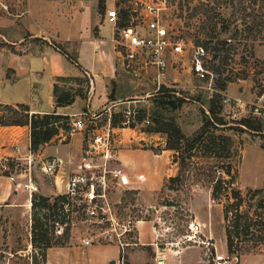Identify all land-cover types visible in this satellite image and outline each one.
I'll list each match as a JSON object with an SVG mask.
<instances>
[{
	"label": "rangeland",
	"instance_id": "1",
	"mask_svg": "<svg viewBox=\"0 0 264 264\" xmlns=\"http://www.w3.org/2000/svg\"><path fill=\"white\" fill-rule=\"evenodd\" d=\"M100 2L104 7L99 6ZM163 2L165 4L160 10L161 21L172 32L189 39L194 46H204V67L208 70L206 76L201 78L192 70L193 46L188 47L182 55L172 57L165 82L158 81L155 69L149 65L132 64L127 67L124 64L126 71L122 70L123 57L121 60L118 55L116 60L121 69L119 77L111 82L108 90L103 88L102 82L97 84L92 112L97 113L96 122L103 131H107L109 122L114 127L113 140L118 154L122 148L133 149L140 163H148L153 153L161 152L162 141H166L165 149L168 146L166 133L151 131V127H158L153 121L163 117L175 119L187 136L193 135L202 126V110L208 112L210 99L216 91L215 81L219 74L210 67L220 65L222 77L237 76L229 82L226 91H223V115L228 124L217 130V133L229 137L218 139L219 148L229 157H219L209 151L190 150L187 147L179 152L170 149V160L165 156L153 162L154 165L163 166L164 171L160 174L156 172L154 178H150L154 180L151 193L146 189V180H150L144 168L147 166H143L135 177L142 188H123L122 192L118 191L117 196L114 195L115 199L122 198L120 208L123 216L132 215L135 219L150 222L156 231L162 233L156 240L160 247H168L164 242L177 240L187 246L185 235L189 233L188 222L202 219L206 223H202L203 229L214 232V238L209 235L213 243L208 251L209 255H204L209 260L208 263L212 264L211 252L232 253L224 234L220 232L221 225L224 226L225 233L226 227L235 233L237 213H249L255 219H261L255 216L260 213L264 219V139L242 124L248 122L254 125L261 121L264 129V0H257L256 3L252 0H115L112 6L106 5L105 0H0V99L8 102L24 100L34 104L33 100L37 99L34 93L35 83L25 75L33 63L25 59L19 60L15 55H42L43 52H48L39 57L37 65L45 68L44 74H39L40 80L35 78L34 81L41 82L42 88L43 101L37 106L43 109L51 107L53 94L48 90L51 74L60 68L68 72L78 69L71 58L92 63L91 44L86 40L90 37L89 33L86 36L80 34L79 21L70 19L79 17L86 7H94L100 21L105 20L108 9L116 7L120 13V26L131 23L144 25L149 5H163ZM43 14L45 16H38ZM113 31L115 33V27ZM62 34L73 39L72 42L61 38ZM104 35L110 39L108 31ZM111 44L110 42V47ZM62 50L67 51L71 58ZM214 55H218V58ZM111 61L106 58L104 64ZM99 66L102 67L103 62ZM18 68L23 70L18 71ZM58 83L63 88L82 87L87 98L93 89L92 80L83 81L80 85L69 79ZM162 86L175 91L172 97L159 95ZM114 92L117 99L113 96L115 100H112L110 96ZM106 97L107 103L101 105ZM181 98L185 102L179 108L163 104L168 99L178 103L177 100ZM86 110L88 108H83L74 114V118ZM1 113L7 114L9 111ZM121 113L124 121L113 126V117L118 118ZM64 123L65 128L60 129L58 136L49 145L69 140L73 120L61 121V125ZM80 134L85 146L91 130ZM155 136L159 138H151ZM20 142L22 155L19 158L0 155L1 184L11 187L15 194L22 191V195H25L35 189L38 183L43 188L41 191L45 192L44 188L52 184L54 175L43 168V161L51 158L42 155L47 144L32 152L33 156L29 157L30 153L23 146L24 143ZM50 151L51 149L47 150ZM175 155L192 156L181 167L179 160L174 161ZM227 169H230V174L225 172ZM234 191H239L243 197L240 205H237L238 201L233 197ZM35 193L44 195L39 190H34L33 194ZM14 200L16 198L12 194L9 200H2L1 205L5 206ZM10 218L4 229L12 233L13 239L20 244L10 248L1 247L0 264H45L49 248L71 244L83 236L87 229V224L76 215L70 223L69 237L57 240L59 236L49 234L56 245L47 249L43 244H39L37 248L33 245L28 248V239H32V210L31 217L25 211L19 215L13 212ZM245 221L244 218L241 219L240 261L234 264H264V255H251L264 254V241L255 238L257 235L264 237V225H252L246 236ZM17 228L21 229V233H16ZM198 237L206 238L204 232ZM235 239L237 243L238 238ZM189 244L207 249L205 244Z\"/></svg>",
	"mask_w": 264,
	"mask_h": 264
},
{
	"label": "crops",
	"instance_id": "2",
	"mask_svg": "<svg viewBox=\"0 0 264 264\" xmlns=\"http://www.w3.org/2000/svg\"><path fill=\"white\" fill-rule=\"evenodd\" d=\"M37 1V0H36ZM47 1V0H46ZM115 0H105V4L108 6L114 5ZM47 5V3H44ZM36 5V4H35ZM33 7L31 8L32 11ZM40 17L45 16L38 15ZM106 16V15H105ZM72 21L76 20L79 21V31L80 34L86 36L89 33V36L86 40H89L91 44V57L92 63L87 64L83 60L80 61L76 59L80 66L74 62V64L78 67V69H73L71 71H66L62 68L59 71L54 72L51 74V80H49L48 90L52 92L54 89L55 78L58 76H81L84 72H86L89 76L92 77L93 81V89L89 94V98H77L74 103L67 105V106H59L57 107L55 104V99L53 95L52 105L50 108H40L38 103H42L41 92L42 88L41 82L37 83L35 80H40L39 74H44L45 68H40L38 62L40 61L39 57L42 55L48 54L42 53L39 55L25 53L20 55H15L16 58L25 59L29 63H33L32 66L28 67V74H25L27 77L30 78L32 83H35V97L37 99L33 100L34 104H31L24 100H16V102H8L3 99H0V104H16V103H25L30 106L33 112L39 113H49L54 110H57L58 113L69 115L70 118L74 117V114L79 113L83 108H88L93 110V103L97 93V84L102 82L104 89H109V85L113 80H116L119 77V71L125 69L123 61L121 63L123 65L120 69L119 64L117 63L118 55L121 54L118 51L115 43L112 41L114 35V24L110 22L107 18L105 20L100 21L98 19L97 13H95L94 7H86V9L80 13L79 17L70 18ZM68 20V19H67ZM110 33V39L108 40L104 34L106 32ZM39 34V33H38ZM61 38L69 40L72 42L73 39L70 37H66L65 35H60ZM73 38V36H72ZM86 38V37H85ZM83 38V39H85ZM106 39V40H105ZM111 42V47L109 43ZM51 55V54H49ZM112 60L108 64H104V60ZM117 58V60H116ZM29 59V61H28ZM103 62V66L100 67L99 64ZM19 70H23L18 68ZM32 70V71H31ZM16 78H20V76H16ZM39 78V79H38ZM102 78V79H101ZM114 97L117 99L116 93L114 92ZM125 99V97L123 98ZM108 98L106 97L105 101L101 104L107 103ZM96 108V107H95ZM62 135V133L60 134ZM59 135V136H60ZM159 138L157 136L151 137ZM22 141L25 145L26 150L32 153L29 149L30 146V129L28 126H0V155L3 157H17L19 158L22 155L21 151V142ZM52 142V141H51ZM157 144H160L157 143ZM162 150L159 153H153V157H151V161L148 163H140V160L137 158V153L133 149L129 148H122L119 151V159L123 166V173L120 177L119 184L116 189L115 195L117 196L118 191L122 192L123 188L129 189H140L142 188L141 184L139 185V181L135 179L138 175V170L143 166L147 170L149 179L154 178L156 172L162 173L164 171L163 166L160 167L158 164L154 165L153 162L156 160H161L160 158H164L167 156V159L170 160V149H165L166 141L161 142ZM83 136L80 133H75L71 135L68 141L62 142L58 144H52L45 147L44 152L42 155L48 157H58L62 160V165L57 172L56 175L52 176V184L48 188H41V185L37 183L35 185V189H31L29 194L22 195V191L15 194L13 193L11 187L5 186V184H1L0 181V248L1 247H13L17 246L18 241L13 239V234L9 233L4 227L7 226L8 220L10 215L13 212H17V215L21 212H27L30 214L31 217V210H32V196L34 190H39L42 194L53 197L59 194H63L67 191V182L70 174L77 170V164L79 163V159L83 150ZM48 149H51L50 152H47ZM39 156H41L39 154ZM21 184V183H20ZM19 184V185H20ZM26 184V183H25ZM24 184V185H25ZM147 190L148 192H152L154 180H146ZM27 185V184H26ZM42 190V191H41ZM146 190V193L149 194ZM144 193V194H146ZM14 195L16 200L10 204H6L5 206L1 205L2 200H9L11 195ZM25 197L23 200H19L21 197ZM24 207V208H23ZM26 207V208H25ZM20 218V217H19ZM11 219V218H10ZM201 223L206 224L202 219L199 220ZM4 223V224H3ZM31 225V219H30ZM205 233V240H211L214 238V232L212 230L208 231V229H203ZM220 232H222L226 238L224 226L221 225ZM16 233H21V229L17 228ZM15 233V234H16ZM30 237H31V232ZM138 233L141 240V244L133 247L128 248L125 254H122L120 249L114 244H93V245H85L82 242V235L78 238V240L68 244L66 246H53L47 250V258L45 264H209L205 256L209 254V248L200 247L196 245H190L187 247H180L181 253L176 254L175 248H171L169 245L168 247H160L154 245L153 243L156 242L157 238L161 236L160 231H156L154 225L150 222H140L138 224ZM211 235V236H209ZM28 248L32 247L31 239H28L26 244ZM205 249V250H204ZM249 255V254H248ZM254 256H260L264 254H251ZM242 260V259H241Z\"/></svg>",
	"mask_w": 264,
	"mask_h": 264
},
{
	"label": "built area",
	"instance_id": "3",
	"mask_svg": "<svg viewBox=\"0 0 264 264\" xmlns=\"http://www.w3.org/2000/svg\"><path fill=\"white\" fill-rule=\"evenodd\" d=\"M164 4L165 2L163 5H149L148 18L144 25L131 23L120 26V13L117 8L106 11L105 18L115 27L112 41L123 57L124 64L127 67L132 64L149 65L155 69L158 81L165 82L171 68L172 57L182 55L188 47L193 46L192 70L197 76L204 78L208 72L204 67L205 48L202 45L194 46L189 39L172 32L161 21L160 10ZM96 117L97 113L88 109L75 118H70L73 120L71 135L90 130L91 134L83 147L77 170L68 178L67 191L63 193L65 198L57 202L50 223L54 226L55 234L62 235L65 226L78 215L83 223L87 224L82 236L85 245L114 244L122 254H125L128 248L141 244L139 233L137 234L138 224L146 221L135 219L132 215L123 216L120 208L122 198L115 199L114 196L123 173V166L113 140L114 127L109 122L107 131H103L98 126ZM61 165L62 160L58 157L43 161L46 172L54 175ZM188 232V235H185L187 246L189 243H200L209 248L213 244L211 240L198 237L203 233V225L198 220L192 219L188 222ZM164 243L175 248L176 254L181 253L180 247H187L178 240ZM153 244L159 246L158 242ZM237 261L238 257L234 254L211 252L212 264H234Z\"/></svg>",
	"mask_w": 264,
	"mask_h": 264
},
{
	"label": "trees",
	"instance_id": "4",
	"mask_svg": "<svg viewBox=\"0 0 264 264\" xmlns=\"http://www.w3.org/2000/svg\"><path fill=\"white\" fill-rule=\"evenodd\" d=\"M252 2L256 3L257 0H252ZM102 2L99 3V6L102 8ZM227 42V41H225ZM225 42H221L225 44ZM204 47V46H203ZM62 52L69 56V53L65 50ZM215 58H218V55H214ZM73 62L77 63L79 66V62L76 59H73ZM213 72L219 74V77L216 78L215 85L216 91L212 95L208 112L202 110L203 113V124L193 135L187 136L182 128L177 124L175 119H167L165 117L161 119H156L153 121L157 124V128H152L151 131L156 132H163L166 133L168 136L167 142V149H172L176 152H179L184 147H187L190 150H204L209 151L215 156L219 157H229L230 155H224V150L219 148L218 139L219 138H229L222 134L217 133V130L220 129L221 126H225L228 124L224 115H223V100L224 95L223 91H226L229 82L234 80V75H226L222 77L223 71L220 68V65L215 64L210 67ZM86 72L83 73L81 76H73V77H65V76H58L56 78V82L54 83L53 95L55 99V104L57 107L59 106H67L75 102L77 98H87V94L82 89V87H75L71 86L69 88H63L59 85L58 82L63 80H71L77 84H81L83 81H91L92 77L89 76ZM175 93L173 89H170L166 86H162V90H160L159 95H163L164 97L170 98L172 94ZM114 93L111 94L112 100H115L113 97ZM176 101L168 99L163 104L166 106H172L173 108H179L184 102L185 99L181 98ZM7 110L9 113H1L2 111ZM123 114L121 113L119 117H113V126H118V123L123 120ZM70 119L69 115L58 113L57 110H54L49 113H39L33 112L29 105L25 103H16V104H8L3 103L0 104V126H28L30 129V146L29 149L31 152H36L39 150L40 147L44 146L51 142L56 136H58L60 129L65 128L64 125H61V121H67ZM250 131L255 132L256 134H260L264 139V129L263 124L261 121L252 125L248 122H242ZM192 156V155H191ZM180 157L178 155L174 156V161L177 162L178 160L181 163V167H183L186 162L187 158L191 157ZM226 173L230 174V169L225 171ZM233 197L237 199V205L243 200V197L239 191H234ZM65 198V194H60L55 197H46L44 195H38L37 193L33 194L32 196V245L34 248H37L39 244H43L44 248L47 249L53 246L52 238L49 234L55 236L54 226L50 223L51 218L55 214V208L57 206V202L60 199ZM257 217H261V219H255L256 217L251 216L249 213H244L241 215L237 213L235 217V233L229 228L226 227V237H227V245L229 247L231 254H236L238 260L240 261V251L241 247L239 246L240 243V226H241V219H245V234L246 236L249 234V229H251L252 225L263 226L264 219L262 218V214L256 213ZM227 219V214L225 215ZM63 222L65 219H62ZM71 232V225L70 223L65 226L64 232L62 236H59L57 240H62L63 237H69ZM237 237V243L236 239ZM254 238V233L253 237ZM258 240L264 241V237L257 235ZM242 242V240H241ZM56 245V244H54Z\"/></svg>",
	"mask_w": 264,
	"mask_h": 264
}]
</instances>
